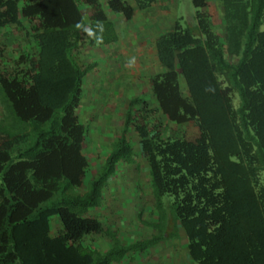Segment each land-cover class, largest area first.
<instances>
[{
    "label": "trees",
    "instance_id": "16d2710c",
    "mask_svg": "<svg viewBox=\"0 0 264 264\" xmlns=\"http://www.w3.org/2000/svg\"><path fill=\"white\" fill-rule=\"evenodd\" d=\"M131 1L0 0V264L125 256L85 242L103 231L90 215L115 165L137 158L130 132L155 205L174 198L192 264H264V0H216L224 41L203 11L209 0H192L196 26L177 20L156 38L163 71L148 81L155 106L129 101L120 135L85 185L89 131L78 110L87 69L78 57L118 41L105 6L130 21L171 0Z\"/></svg>",
    "mask_w": 264,
    "mask_h": 264
},
{
    "label": "rangeland",
    "instance_id": "374dc122",
    "mask_svg": "<svg viewBox=\"0 0 264 264\" xmlns=\"http://www.w3.org/2000/svg\"><path fill=\"white\" fill-rule=\"evenodd\" d=\"M101 1L102 3L105 2L104 0ZM163 2H170L173 5L172 17L175 19L171 22L172 26L177 20L180 21L184 28L196 26V13L200 10L194 7L192 0ZM220 4L216 0H209L208 7L203 11L210 15L216 31L221 36V40L224 41L226 21ZM105 7L111 13L109 15L110 20L116 24V28H121L120 23H127L122 15L114 14L110 12L107 6ZM168 28L170 27H166V31L163 33L168 32L170 30ZM22 37L18 33L10 37L13 43H16L12 47L16 52L20 51ZM149 52L151 51L149 50ZM110 54L114 56V50L102 53L87 47L78 57L80 63L85 65L87 69V76L83 82L81 109L78 111L81 122L90 130L84 149L90 164L85 185L103 164L108 153L111 152L113 147L108 148V146L120 135L127 105L130 99L137 94L135 90L137 87L135 86L141 84L142 89L141 91L139 90V93L147 91L144 80L137 78L139 70L136 68L135 59L132 58L133 55L135 57L136 53H129L133 54L131 56L125 51L123 65L117 63L118 66L115 61L99 59L100 55L110 59ZM91 61L94 63L91 64ZM154 63H152L151 59L149 60V65ZM116 72L117 76L124 77L123 93H117L115 96L113 94V97L109 93L108 97L104 92V94L98 92L101 98L94 100L88 88L92 91L103 88L109 89L114 84L111 76L113 77ZM133 81L137 84L134 85ZM147 96L148 101L151 102L152 96L150 94ZM91 98L95 102L94 104ZM238 102L237 97L235 104H238ZM90 112L93 116L101 115L96 118L99 122H96L97 125L102 120L108 122V126H95V129L99 128L101 132L93 131L95 130L94 127L87 125L86 122L91 123L95 120V116H89ZM159 117L162 122H166L164 117ZM128 141L130 148H132L131 151L133 150L137 154V158H134V161L129 164L121 161L115 165L114 174L108 182V186L103 190L99 207L92 211L90 215L102 222L103 231L101 234L87 237L85 245H90L101 252V254L111 248H117V254L115 255H121L120 253L118 254V250L124 249L125 252L122 255L125 256L120 260H113L111 264H192L188 256L185 255L187 253V239L180 224L177 222L176 214L172 207L174 198L172 196H164L161 200V205H155L148 167L145 160L139 156L137 135L130 132ZM162 235H169L172 241H168L165 238L160 240Z\"/></svg>",
    "mask_w": 264,
    "mask_h": 264
},
{
    "label": "crops",
    "instance_id": "0c3cea01",
    "mask_svg": "<svg viewBox=\"0 0 264 264\" xmlns=\"http://www.w3.org/2000/svg\"><path fill=\"white\" fill-rule=\"evenodd\" d=\"M106 3V0H104ZM130 1V0H127ZM173 5H171V3H166V2H160L156 5H154L151 9H149L148 11L145 12H136L133 19L130 21H127V23L122 24L121 28L118 29L116 28V24H115V28L118 34V41L113 44V45H109V46H103V47H91V46H86L83 50H86L87 47H90L92 49H95L96 51H100V52H110L114 50V56H109L110 59H106L105 56H101L99 57V59L102 60H111V61H115L116 65L118 66L117 63H119L120 65H123V61H124V56H125V51L129 54V53H136L135 57H133V54H129V55H133L132 58L135 59V63H136V68L137 70H139L137 72L138 75V79L140 80H144L145 82V86L147 88V91H143L139 93V90L141 91V84L138 86L136 85L137 83L135 81H133V84L136 85L135 90L137 91V94L135 96H133L130 100L136 98V97H142L144 99H147V95L150 94V87L148 85V81L149 78L156 74V73H160L163 71V69L160 67L159 62L157 60V55H156V50H155V41L156 38L163 34L164 31H166V27H170L168 29H171L172 25L171 22L173 21L172 14H173ZM108 16L111 14L107 11ZM175 17V16H174ZM110 19V16H109ZM82 50V51H83ZM149 50L151 52H149ZM113 58V59H112ZM151 59L152 63L155 62L152 65H149V60ZM90 61V60H89ZM92 62V61H91ZM90 62V63H91ZM94 62H92L91 64H93ZM97 63V62H96ZM118 69V68H117ZM112 82L114 84H112V86H110L109 89H100L97 91H92L89 89L90 93L92 94L91 97L94 100H97V98H101L98 94L99 93H105L110 96H115L117 93H123V81H124V77L123 76H117V72L116 74L112 77ZM143 83V82H142ZM143 86V85H142ZM103 93V94H104ZM110 93V94H109ZM112 96V97H113ZM91 98V101H92ZM93 104L95 103L94 101H92ZM151 105L155 106V102L152 99V101H148ZM81 107L79 108L78 111H80ZM98 115V114H97ZM90 117H94L92 115V113H89ZM99 116H95V120H93L91 123H87V125L94 127L99 125H104V126H108V122L106 120H102L100 122L99 125L96 124L99 123L98 122V117ZM91 119V118H90ZM89 131V135H90V130ZM96 132H101L99 130V128H96L95 130ZM88 138V137H87ZM88 141V139H87ZM187 255V253L185 254Z\"/></svg>",
    "mask_w": 264,
    "mask_h": 264
},
{
    "label": "clouds",
    "instance_id": "9594fccd",
    "mask_svg": "<svg viewBox=\"0 0 264 264\" xmlns=\"http://www.w3.org/2000/svg\"><path fill=\"white\" fill-rule=\"evenodd\" d=\"M78 27H79V25H78Z\"/></svg>",
    "mask_w": 264,
    "mask_h": 264
}]
</instances>
